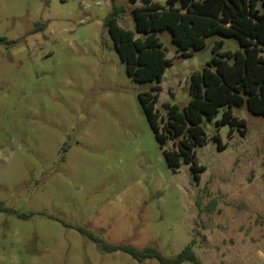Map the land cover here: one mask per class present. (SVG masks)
I'll use <instances>...</instances> for the list:
<instances>
[{"label": "rangeland", "instance_id": "obj_1", "mask_svg": "<svg viewBox=\"0 0 264 264\" xmlns=\"http://www.w3.org/2000/svg\"><path fill=\"white\" fill-rule=\"evenodd\" d=\"M115 4L135 31L143 0ZM112 9L113 0H0V201L11 208L0 210V264H161L102 251L78 227L171 257L192 244L200 264H264V115L233 106L244 135L204 118L200 180L187 163L170 167L138 98L154 82L127 74L105 23ZM158 35L172 60L156 104L164 124L168 104L189 102L215 42L241 46L214 33L187 57L169 29Z\"/></svg>", "mask_w": 264, "mask_h": 264}, {"label": "trees", "instance_id": "obj_2", "mask_svg": "<svg viewBox=\"0 0 264 264\" xmlns=\"http://www.w3.org/2000/svg\"><path fill=\"white\" fill-rule=\"evenodd\" d=\"M131 1L134 3L136 0ZM143 2V5L132 8L135 31L119 23V8L115 0L105 23L119 57L126 63L127 74L135 81L154 82L149 90L139 92L138 98L168 165L176 169L181 162L189 164L195 180L199 181L200 172L206 169L196 159V147L207 142L203 119H214L217 126L228 124V135L235 130L244 135L246 121L235 116L232 107L246 103L253 114L264 115V0ZM165 28L170 30L177 49L187 57L191 55L189 49L203 48L206 38L214 33L236 37L241 48L234 52L221 50L223 40L216 41L206 66L191 76L189 102L183 109L177 104H168L167 121L162 124L156 104L166 67L172 64L158 35ZM136 31L142 35L137 36ZM221 108H224L221 117L216 119ZM213 138L220 150L226 147L218 134ZM169 139L177 149L164 148ZM0 210L11 211V208L0 201ZM78 229L102 251L123 250L138 261L156 258L161 264H180L185 260L200 264L192 244L171 257L153 244L142 248L116 244L91 230Z\"/></svg>", "mask_w": 264, "mask_h": 264}]
</instances>
